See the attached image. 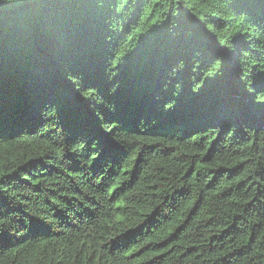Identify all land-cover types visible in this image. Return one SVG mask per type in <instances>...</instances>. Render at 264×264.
Returning <instances> with one entry per match:
<instances>
[{
	"label": "trees",
	"instance_id": "obj_1",
	"mask_svg": "<svg viewBox=\"0 0 264 264\" xmlns=\"http://www.w3.org/2000/svg\"><path fill=\"white\" fill-rule=\"evenodd\" d=\"M0 264H264V0H0Z\"/></svg>",
	"mask_w": 264,
	"mask_h": 264
}]
</instances>
